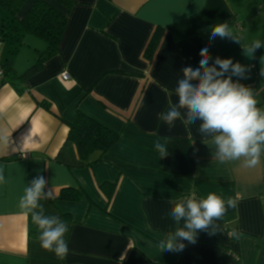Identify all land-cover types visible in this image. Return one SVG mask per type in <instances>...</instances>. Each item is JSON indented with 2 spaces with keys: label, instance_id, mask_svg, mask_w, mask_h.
Instances as JSON below:
<instances>
[{
  "label": "crops",
  "instance_id": "0c3cea01",
  "mask_svg": "<svg viewBox=\"0 0 264 264\" xmlns=\"http://www.w3.org/2000/svg\"><path fill=\"white\" fill-rule=\"evenodd\" d=\"M46 1L68 16L58 55L26 80L0 84V264H264V155L252 167L220 163L199 122L177 120L169 129L159 119L169 102L178 103L182 69L198 67L204 47L213 60L245 66L244 76L232 79L251 88L264 109V0H70L68 8ZM224 22L240 43L210 39L211 28ZM157 31L162 37L148 58ZM257 40L262 47L250 51ZM35 51L33 59L43 52ZM18 58L6 60L22 75L28 67ZM78 111L120 135L108 153L80 158L69 140ZM165 137L167 150L178 139L191 151L161 158L154 142ZM38 176L50 195L40 201L45 214L69 225L64 259L29 234L31 215L19 206ZM104 183L116 184L111 199ZM65 188L86 197L60 200ZM193 193L231 197L237 206L213 222L215 234L200 231L183 251H161L159 241L178 226L173 203Z\"/></svg>",
  "mask_w": 264,
  "mask_h": 264
},
{
  "label": "clouds",
  "instance_id": "9594fccd",
  "mask_svg": "<svg viewBox=\"0 0 264 264\" xmlns=\"http://www.w3.org/2000/svg\"><path fill=\"white\" fill-rule=\"evenodd\" d=\"M217 37L240 43L227 22L211 28L210 39ZM261 47V42L257 40L249 50L254 52ZM199 55L198 67L182 69L183 76L175 88L178 103L169 102V109L160 113L159 119L169 129L175 126L177 120L186 127L199 122V132L211 137L215 158L220 163L242 160L245 167L255 166L264 155V109L257 106L258 101L251 88L232 79L233 76L243 77L245 66L233 63L231 58L216 57L213 60L208 47L202 48ZM163 140V143L160 139L154 142L161 158L168 155V138ZM4 182L5 176L0 170V184ZM45 185L43 176L34 178L24 188L19 206L31 215L32 222L37 226L41 248L64 259L69 252L66 240L69 225L59 216L45 214L44 205L40 203L42 199L50 198L49 192H45ZM236 206V199L229 197L225 200L215 193H209L205 198H198L194 193L181 198L173 203L170 210L178 226L159 241L158 247L161 251H183L184 242L195 244L198 232L212 229L214 221L221 219L228 208ZM181 221L183 226H179ZM210 233L215 234V231ZM232 235L237 234L233 232Z\"/></svg>",
  "mask_w": 264,
  "mask_h": 264
},
{
  "label": "trees",
  "instance_id": "16d2710c",
  "mask_svg": "<svg viewBox=\"0 0 264 264\" xmlns=\"http://www.w3.org/2000/svg\"><path fill=\"white\" fill-rule=\"evenodd\" d=\"M29 0H0V7L8 14L6 19L2 20V30L0 31V42H7L9 38L11 23H18V27L14 29L17 32L24 31L28 34L35 35L38 38L47 42L46 50L43 51L36 60L35 65L19 75L14 68L6 62L0 63V84L12 83L15 84L17 79L26 80V78L35 74L42 69L47 60L55 57L59 53V46L62 42V37L67 28L66 24L68 16L59 11L51 3L46 0H35L32 6L25 12L24 17L20 20V13L25 8ZM65 6L66 8L72 6L70 0H54ZM9 30V31H8ZM12 31V30H11ZM162 34L157 31L153 41L148 46V58H152ZM69 140L73 142L78 148L81 159L87 161L89 156L96 152L101 154L108 153L111 148L120 140V135L111 129L107 128L101 122H97L82 111L70 126ZM169 152H190L191 148L185 140L171 139L169 142ZM116 184L104 183L101 188L108 198L113 197V191ZM60 200H67L71 202L81 201L86 197L84 191L74 188H65L59 195ZM29 234L32 236H39V231L34 223H31Z\"/></svg>",
  "mask_w": 264,
  "mask_h": 264
},
{
  "label": "rangeland",
  "instance_id": "374dc122",
  "mask_svg": "<svg viewBox=\"0 0 264 264\" xmlns=\"http://www.w3.org/2000/svg\"><path fill=\"white\" fill-rule=\"evenodd\" d=\"M8 14L0 7V31L2 30V20L6 19ZM15 27H18V23H11L8 28L10 35L8 39H6V47H0V60L2 62L14 61L15 57H19L18 62L19 65L25 66L26 69L31 67V65H35L37 60V56L35 55L33 59V53H37L35 50L43 51L46 48V44L44 41L37 38L35 35L28 34L24 31L17 32ZM12 30V31H11ZM18 55V56H14ZM37 57V58H36ZM27 60H31L30 63H25ZM9 65L10 63L7 62Z\"/></svg>",
  "mask_w": 264,
  "mask_h": 264
},
{
  "label": "built area",
  "instance_id": "2783aa9c",
  "mask_svg": "<svg viewBox=\"0 0 264 264\" xmlns=\"http://www.w3.org/2000/svg\"><path fill=\"white\" fill-rule=\"evenodd\" d=\"M61 75H62V77H63V79H64L65 81L70 80V75H69L68 73L64 72V73L61 74Z\"/></svg>",
  "mask_w": 264,
  "mask_h": 264
}]
</instances>
